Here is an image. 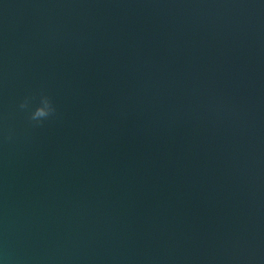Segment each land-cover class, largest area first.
I'll return each instance as SVG.
<instances>
[{
	"label": "water",
	"instance_id": "obj_1",
	"mask_svg": "<svg viewBox=\"0 0 264 264\" xmlns=\"http://www.w3.org/2000/svg\"><path fill=\"white\" fill-rule=\"evenodd\" d=\"M5 240L28 264H264V0H0Z\"/></svg>",
	"mask_w": 264,
	"mask_h": 264
},
{
	"label": "clouds",
	"instance_id": "obj_2",
	"mask_svg": "<svg viewBox=\"0 0 264 264\" xmlns=\"http://www.w3.org/2000/svg\"><path fill=\"white\" fill-rule=\"evenodd\" d=\"M36 96H26L19 104V110L27 113V121L30 126H42L46 120L53 117L57 113V109L51 99L43 90L39 93L38 104L33 108L32 102L36 100ZM14 131L8 129L4 136L5 143L13 140ZM0 261L3 264H28L23 257L16 255L9 247L7 241L0 245Z\"/></svg>",
	"mask_w": 264,
	"mask_h": 264
}]
</instances>
